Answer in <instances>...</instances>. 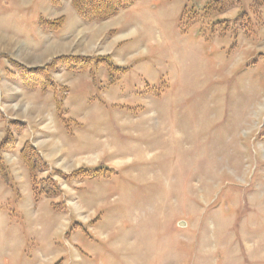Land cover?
<instances>
[{"label": "rangeland", "instance_id": "rangeland-1", "mask_svg": "<svg viewBox=\"0 0 264 264\" xmlns=\"http://www.w3.org/2000/svg\"><path fill=\"white\" fill-rule=\"evenodd\" d=\"M60 1L0 0L16 59L53 42L89 58L53 74L69 89L26 94L63 101L43 136L80 172L36 171L47 196L0 159V264H264V0H134L89 22Z\"/></svg>", "mask_w": 264, "mask_h": 264}, {"label": "crops", "instance_id": "crops-1", "mask_svg": "<svg viewBox=\"0 0 264 264\" xmlns=\"http://www.w3.org/2000/svg\"><path fill=\"white\" fill-rule=\"evenodd\" d=\"M68 1H69L71 10L75 14V16L79 17V15L73 9L70 0ZM49 4H52V6L58 8L61 5V1L58 0V3L53 4L50 0ZM59 19L61 20L60 22H58V25L55 28L56 29L58 27L61 28L60 26H61L63 17H58L57 19L51 20L48 22L56 21ZM80 19L83 21L82 18ZM55 43L56 42H53L50 45L48 44L45 46L46 56L42 61L35 64L37 66H30L27 64V62L16 59L14 52H16L17 46L14 44H11L8 39L0 35V142L4 139L7 133H12L14 137V143H13L14 148L11 150L1 152L0 158L2 159L1 161H2L3 167L8 171V173L11 175V177L13 178V181L16 184L18 182L17 181L18 178L16 177L15 173L20 172L22 174V172L21 170L14 171L12 165L10 164L11 163L13 164L12 162L13 160H18L23 165L22 168L25 174H28L29 171L20 158V150L22 149L23 145H25V143H30L31 145L35 147L41 159L47 164L48 170H52L54 174H57L59 176H61V174L62 175L68 174L67 169H66L67 167L62 169L59 167H55L52 164V161L56 160L57 158H60L61 156L58 154V152L54 148H51V146L49 145V142H47V140L43 136V133L46 131V129H54V127L58 126L59 122L62 121L60 117H59L60 119L57 117V110L62 109L63 101L57 99L55 95L53 96L54 105H50L49 102L46 100L48 98H45V97L48 96L50 91L54 95V93L57 92L61 87L68 88V86L63 85V84L57 85L58 83L55 81V78L53 76L55 72H58L61 69H65V70L67 69L62 66H56L52 69H46V70L44 69L47 78L51 80V82L54 83L55 85V88L51 90L50 89L43 90L41 89L40 86H34L32 83H28L22 74L23 73L22 69L45 68V66L48 63H50L53 59H55L58 56H62L63 53L58 52L56 50L57 47L56 46L54 47ZM10 51H13V52H10ZM33 51L34 50L30 52L28 51L29 53L26 52V54L31 55L29 59L30 61L34 59V57H32ZM8 55L11 56L10 59L13 62V63L11 62V64L5 58ZM74 56H77V55H74ZM38 90L47 91L48 94H46L45 92L43 99L40 98L36 104H31V103L28 104L26 100V97L28 96H26V94H34L35 91L39 92ZM33 97L35 98V96ZM57 102H60V105H58ZM31 105L32 107H30ZM19 106L20 107L22 106L23 110L18 112L16 115H12L13 110L18 108ZM28 108H30V110H33L35 112V115H36L35 119L30 118L28 116V111H27ZM36 130L40 131L41 133L42 137L40 139L37 138V135L35 134ZM11 157L13 160H11ZM57 162L58 160L55 161V163ZM48 170H45V171H48ZM53 175L51 176L52 178H53Z\"/></svg>", "mask_w": 264, "mask_h": 264}, {"label": "trees", "instance_id": "trees-1", "mask_svg": "<svg viewBox=\"0 0 264 264\" xmlns=\"http://www.w3.org/2000/svg\"><path fill=\"white\" fill-rule=\"evenodd\" d=\"M134 0H70L73 9L85 21H102L117 15L123 8L130 5ZM53 4L58 3V0H51ZM61 19L52 21L50 24L56 27ZM99 61L105 63L104 58H98ZM89 62L88 57H78L74 55H62L53 59L48 63L45 68H33V69H22L23 77L28 83H32L34 86H40L41 89H54V83L49 80L45 74L46 69H52L56 66H62L68 71L77 72L86 70V63ZM81 63L80 66H77ZM45 69V70H44ZM65 89V87H62ZM60 105V102H57ZM14 137L12 133H7L4 139L0 142V154L3 151L11 150L14 148ZM20 158L24 165L27 167L31 180L36 185H41L45 180L36 179V171L48 170L47 164L41 159L39 153L33 145L25 143L20 150ZM1 159V158H0ZM1 170V168H0ZM57 172V171H56ZM79 171H73L70 174H61L66 180L77 177ZM58 173V172H57ZM50 186L41 185L40 189L42 193L47 196H58L61 194V189L58 184L50 176L48 177ZM45 185V184H44Z\"/></svg>", "mask_w": 264, "mask_h": 264}, {"label": "bare ground", "instance_id": "bare-ground-1", "mask_svg": "<svg viewBox=\"0 0 264 264\" xmlns=\"http://www.w3.org/2000/svg\"><path fill=\"white\" fill-rule=\"evenodd\" d=\"M4 40V39H3ZM11 42V41H10ZM30 109V108H29ZM37 111V110H36ZM32 112H34L33 110H32ZM36 114H37V112H36Z\"/></svg>", "mask_w": 264, "mask_h": 264}]
</instances>
